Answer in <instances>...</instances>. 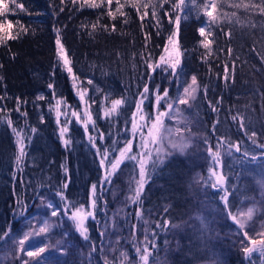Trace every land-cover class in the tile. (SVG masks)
I'll return each instance as SVG.
<instances>
[{
	"label": "trees",
	"instance_id": "16d2710c",
	"mask_svg": "<svg viewBox=\"0 0 264 264\" xmlns=\"http://www.w3.org/2000/svg\"><path fill=\"white\" fill-rule=\"evenodd\" d=\"M210 1L195 0L193 4L185 0L179 13L181 63L172 76L171 69L162 71L163 65L153 72L145 63L147 60L155 65L159 61L168 36L176 31L177 13L170 10V4L158 8L155 18L149 8L148 16L141 20L140 14L125 4V0H120L125 4L121 11L126 15L115 13L113 20L107 14V6L89 8L81 6L79 0L76 4L72 0H63V3L61 0H15V3L2 0L0 9L6 5L7 10L0 15V23L5 24V32L19 34V38L0 44V241L18 228L21 218L33 208L40 194L53 195L69 209L79 204L78 190L86 198L89 185L100 179L97 149L100 152L113 145L114 153L127 141L133 144L131 122L134 115L140 114L137 104L144 87L149 92L144 94L147 98L141 108L148 118L157 113V89L160 93L167 90L171 99L178 93L176 81L181 69L194 74L200 86L193 108L203 126V139L209 146L227 149L217 167L225 178L222 188L229 192L228 209L222 197L219 204L228 216L229 209L235 214L239 206L253 199L258 174L264 170V15L257 9L232 6L241 0H215V15L227 13L228 16L219 23L214 22L212 53L208 55L201 45L199 28L206 21L203 5ZM243 2L259 4L260 0ZM153 3L158 4L159 0ZM16 4H23L24 8H17ZM116 7L113 0L114 12ZM165 10H169L172 20L165 15ZM233 12L235 17L231 16ZM8 22L11 28L7 27ZM92 25H96L95 29ZM112 25L115 31L111 30ZM21 26L27 31H22ZM229 31L231 36L226 35ZM57 39L65 49L72 73L59 60ZM73 77L77 81L91 78L100 86L95 100L88 95L84 97L95 121V127L89 124L86 133L93 135L95 146L86 137L84 126L83 131L74 119L68 121V113L83 112L84 108L73 88ZM115 99H123L124 103L117 115L106 118L104 110ZM58 100L63 104L59 117L54 106ZM164 109L166 103L161 100L159 110ZM13 128L21 134L24 144L25 154L19 167L16 159L20 145ZM62 128L67 129L64 139L71 141L67 146L60 135ZM230 145H237L239 151L235 147L230 149ZM245 153L250 157L244 159ZM252 156L257 159L252 160ZM189 171L186 160L177 157L152 166L140 200L129 207V214L140 212L143 218L150 219L154 228L169 222L159 227L153 240L155 247L150 252L152 257L163 256L171 264L176 257L164 246V233L177 225L186 209L199 205L198 199L187 195L184 181ZM216 191L208 190L211 205L219 199L220 190ZM61 192L66 199L57 194ZM87 227L89 239L98 229L92 220L87 222ZM227 244L225 239L219 242L221 252L225 253V264L226 261L229 264L264 263V256L258 251L249 257L237 246L230 249Z\"/></svg>",
	"mask_w": 264,
	"mask_h": 264
},
{
	"label": "rangeland",
	"instance_id": "374dc122",
	"mask_svg": "<svg viewBox=\"0 0 264 264\" xmlns=\"http://www.w3.org/2000/svg\"><path fill=\"white\" fill-rule=\"evenodd\" d=\"M1 2L2 0H0V5L3 3ZM210 2H212V0ZM215 13L216 10L213 12V15H215ZM208 21L209 18L206 16V21L201 27L205 28L206 33H211L209 39L212 40V26L214 23L209 24ZM172 33L174 32L172 31L170 35ZM203 39L204 37L201 36V41ZM166 46L171 48V46L168 45V40ZM162 55L166 56L164 51ZM60 62L63 65L61 60ZM192 76L195 75L192 73H185L182 69L178 70L176 82L179 85V90L173 100H175L178 95L182 94L183 87L186 86V82H191ZM89 80L92 81L91 84L88 83ZM73 88L77 93L84 92V97L88 95L93 100H95V95L100 91V86L91 78H87L86 81L75 80ZM39 96L41 95H38V97ZM194 102H192L191 107L188 105H174V107H179L182 110V115L173 116L172 119L166 118L164 121L165 126L173 130L176 128L183 130L185 126L191 129L190 132H182L183 139L189 143V147L181 153L178 149H172L166 140L164 151L170 154L167 156L162 154L161 158L164 162L175 157L186 160L190 167V171L184 181L187 188V195L194 200L198 199L199 205H192L186 209L179 217L176 223L177 225L171 226V228L164 233L166 236L164 246L168 247V251L175 255L174 264H225V253L221 252L220 249L222 247L219 245L221 239L227 241L228 244L226 246L230 249H234V247L237 246V249L241 251L243 247L240 243L242 237L238 226L226 215L225 208H223L224 206L219 204V202H222L221 197L224 195L223 188L220 185L215 187L212 186L215 183V177L211 174L212 170H215L218 175H222L220 169L217 167L219 166V162L217 163V161L214 160L212 152H220V161L222 155L226 154L227 149L224 150L218 145L209 146L206 142L207 140L205 141L203 139L204 130L201 122L195 115L193 108ZM56 104L57 102L54 106H56ZM62 105L61 103L60 107ZM81 106L82 108L84 107L83 112H75L80 114L81 119L78 121L76 116H73L72 113H68V121L74 119L76 125L84 131L83 121L85 117L83 113L88 111L91 114V112L89 102L85 103V99H83ZM166 110L167 109H164L163 111ZM141 114L145 116L144 121L140 120ZM155 115L147 118L146 113L142 112L140 114L137 113L135 116L138 131L135 136L132 130L130 133L131 138H134L132 145L135 146V151L132 150L134 151L132 154L138 155L143 151L141 148L140 132L142 131L144 133V138L147 139L148 129L142 126L145 122L150 125V118H154ZM62 117L64 120H67L65 115H62ZM65 123L70 124L69 122ZM132 123L133 121L131 122V129ZM85 134L88 140H90L89 136L93 137L91 134L88 136L86 132ZM171 139L179 142L181 137L173 135ZM75 143L78 144L76 140ZM149 147L150 149L152 148L151 145ZM112 149L113 145H109L99 153L97 152L99 165L102 154L105 152L108 154V160L118 157L119 151L112 153ZM89 154L92 153L89 152ZM247 157L249 158L250 156L245 155L244 159H247ZM153 159H156L155 153H153ZM105 164L107 165V161ZM152 166V163L149 162L147 165L148 174ZM100 168V179L97 183L89 185L87 197L84 198L81 194V190H78L76 201L79 204L74 208L69 209V207H63L62 201L61 205L55 200L53 195L40 194L33 208L21 218L18 228L6 234L0 241V264H23L24 260H29L31 264L33 258L27 257L24 253L18 251V240L23 238L24 233L28 231H32L33 236L25 242L26 249L31 250L39 246H45L47 248V251L39 258L42 264H105V260H108L111 264H143L139 258V254L136 252V248L140 247L143 249L145 247L146 236L149 241L154 243L153 240L156 239L157 233H159L160 230L159 227L154 228L152 226L153 223H150L148 217L143 218L141 215H136L134 213L129 214V207L133 204H137L131 201L130 196L139 179V165L135 161L125 160L115 174L110 177V183L105 179L106 167L100 165ZM94 184L97 187L95 195L93 196L91 189ZM205 185H208L209 188L207 189ZM255 185L256 193L253 199L244 202L235 212V214H237L246 212L248 208L255 209L254 215L252 219L247 222L245 229L253 236L264 231V170L258 174ZM210 189L212 191L220 190L218 191L219 199L214 205H211L212 201L207 195ZM93 200L96 201L95 208L92 207ZM65 202H67V200ZM49 204L54 206L55 210L58 212L57 216L51 215L53 209L48 207ZM209 204L211 206H209ZM80 207H83L85 211H92L94 214V218L93 216H88L85 220V227L87 230V222L89 220L94 221L95 227L98 229L97 233L87 240L81 236L80 232L77 230L76 224L70 218L72 212ZM45 223L48 225V230L45 233L36 235V232L43 227ZM153 233H156L154 239ZM86 235H88V231ZM152 243L148 244L149 251L152 248ZM245 243L247 242L245 241ZM121 253L126 254V260L121 256ZM241 253L244 252L241 251ZM152 256L153 255L149 256L148 264L173 263L167 262L163 256ZM229 263L230 262L227 263L226 261V264Z\"/></svg>",
	"mask_w": 264,
	"mask_h": 264
},
{
	"label": "snow or ice",
	"instance_id": "6c2138e0",
	"mask_svg": "<svg viewBox=\"0 0 264 264\" xmlns=\"http://www.w3.org/2000/svg\"><path fill=\"white\" fill-rule=\"evenodd\" d=\"M63 3V0H61ZM78 0H72L73 4H76ZM13 3H15V0H13ZM79 3L81 6H87L89 8H99V7H105L107 6L108 12L107 14L114 20L116 18L115 13H119L120 15L124 16L126 13L122 12L121 9L125 7V4L129 5L132 7L138 14H140V19L143 20L144 17L148 16L149 12L148 9L151 8V14L155 18L157 17V9H163L164 4H170V10L172 12H176L177 14L174 17V23H175V28L176 31L172 33L168 37V45L171 46L169 48L166 46L164 48V53L165 55L160 56L159 61L153 65L152 63H148L146 60L145 63L147 64V67L151 69L153 72L155 71L156 68L161 67L162 65L164 66L162 68V71H167L168 69H171L170 75L175 76L176 75V69L181 63V52H180V47H179V41H178V34H179V26H180V12L182 11V6L185 5V0H159V3H153V0H125V4H122L120 0H116V9L115 12L112 10L111 5L113 4V0H79ZM189 3H195V0H189ZM235 8H241L243 7L244 9H257L259 12L264 15V0H260L259 4H251V3H244L243 0H241V3H237L232 5ZM17 8L23 9L24 5L23 4H16ZM141 8L143 9V12H141ZM217 5L212 0L210 3H204L203 5V13L205 16L209 18V24L212 23H219L221 22L222 18H226L228 16L227 13L223 14H218V15H213V12L216 10ZM7 10V6L5 5L3 9H0V15H3V12ZM63 9H61L62 11ZM165 15H169V19L172 20V17L169 13V10H165ZM231 16L235 17L236 13L233 12L231 13ZM127 23V20L124 21ZM159 21H157L158 23ZM231 22V21H229ZM237 23H239V19L237 18ZM12 24L11 22H8L7 27L11 28ZM96 25H92V28L95 29ZM22 31H27L26 28H23L21 26ZM112 31H115V25H112ZM0 33H5L3 35H0V44H4L9 40H14L19 38V34H12L11 32H5V24L0 23ZM199 34L200 36L204 37V39L201 41V45L204 49L207 50V54L211 55L212 53V44L213 41L209 39V35L211 33H206V30L204 27H201L199 29ZM226 35L231 36V32L229 31L226 33ZM146 39L148 37L146 36ZM56 44L58 45V57L59 59L63 62L64 67L67 69L69 73H72L71 67H69V59L66 55L65 49L63 45L61 44L60 40L57 39ZM229 52H231V49H229ZM2 67V65H0ZM2 79V77H0ZM75 81V77H73ZM228 77L225 75V81L227 82ZM89 84L92 83L91 80L88 81ZM49 87H53L52 84H49ZM200 90V86L197 80L196 76L191 77V82L187 83L186 86L183 87L182 89V94L178 95L175 100L169 98V93L167 90H164L163 93L159 92V89H157L156 92V108H157V113L154 118L151 119L150 125L145 122V124L142 127H147V139L144 138V133L141 131L140 136H141V148L143 151H141L138 155L137 154H132V142L127 141L125 143L124 148L119 150V155L118 157H114L112 160H108V154L105 152L102 154V159L100 160V165L102 167H106L105 171V179L110 183V177L115 174V172L119 169L120 165L125 161V160H132L135 161L139 165V179L137 180L136 187L132 190V195L130 196V199L133 203H137L140 200V197L143 193L144 186L147 182V165L149 162L152 163L153 167H155L156 164L160 163L162 164L164 161L161 158L162 154L164 156L169 155L170 153H167L164 151L165 148V141L167 140V143L171 146L172 149H178L181 153L184 152V150L189 147V143L183 139L182 132L183 131H188L190 132L191 129L187 126H185V129H180L176 128L175 130L168 128L165 126L164 121L165 119H172L173 116H181L182 115V110L179 107H174V105H188L191 107L192 102L196 101L198 98V92ZM206 91V90H205ZM149 92V88L147 86L144 87L143 93H141V100L137 104V112L142 113V108L141 105L143 104L144 99L147 97L144 94H147ZM78 95H80V99L83 101L84 99V92H79ZM40 99H44V97H39ZM167 98V99H166ZM165 100L166 103V111H160L159 110V105L160 101ZM124 100L123 99H115L111 101V106L110 108H106L104 110V116L106 118H109L113 115L118 114V110L121 105H123ZM60 105L61 101H57V104L55 106L56 114L57 117L61 115L60 112ZM18 110V109H17ZM26 115V113H24ZM73 116H76L77 120L79 121L81 119L80 114H77L75 112L72 113ZM83 116L85 117L83 121V126L85 129V132L88 131V126L89 123L92 124L93 127H95V121L93 120L91 114L88 111H85L83 113ZM236 119V117H234ZM140 120L144 121L145 116L143 114L140 115ZM7 123L9 126H11L12 122L11 120H8ZM241 126H243V123L241 121ZM33 132L36 131V129L32 130ZM67 131L66 128H62L60 135L61 138L63 139V142L65 146H67L71 141L70 139H64V134ZM138 131V126L136 122V117L135 115L133 116V123H132V133L135 136V134ZM13 132L17 136V143L20 145L19 148V155L17 156L16 163L17 166L19 167L22 161V157L24 156V144L23 140L20 138L21 134L16 131L15 128H13ZM103 134H101L102 136ZM173 135L180 136L181 139L179 142L174 141L171 139ZM253 135H255L253 133ZM89 139L91 142L94 144V137L89 136ZM152 146L150 149L149 146ZM231 147H235L236 151H239V147L237 145H230ZM97 152L99 153V149H97ZM153 153L156 155V159H153ZM245 155H248L245 153ZM212 156L214 160L219 162V157H220V152H212ZM252 160H256V156L251 157ZM107 161V165L105 162ZM212 176L215 177V183L212 185L213 187L220 185L221 187L224 184L225 178L223 175H218L215 170H212ZM67 183L64 184V188H67ZM96 185H92V194L93 196L95 195L96 192ZM224 195L222 196V200L225 203V208L228 209V195L229 192L226 188L223 189ZM58 195L61 196V199H66V197L63 196L62 192L57 193ZM96 201H92V207L95 208ZM49 208H52L51 215L52 216H57L58 212L55 210L54 206L52 204L48 205ZM255 209L254 208H248L246 212H241L237 214H233L232 211L229 209L228 210V216L231 218V220L238 226V229L241 234V241L240 243L243 245L241 248V251L244 252L247 256H251L254 251H258L262 256H264V231H261L257 233L255 236L251 235L248 231H246V224L249 220L252 219L254 215ZM137 215H140V212L137 213ZM88 216H93L94 214L92 211H85L83 207L76 208L75 211L72 212L71 219L74 221L76 224L77 230L80 232L81 236L84 237L85 240L88 239V236L86 235L87 233V228L85 227V220L87 219ZM168 221L164 222V225L157 224L156 227H164L168 224ZM48 230V225L45 223L43 227H41L37 232L36 235H39L41 233H45ZM147 231V230H145ZM153 239L156 236V233H153ZM33 236L32 231H28L24 233L23 238L18 240V251L20 253H24L27 257L33 258V261L31 264H42V261L39 259L46 251L47 248L45 246H39L36 248H32L31 250L25 248V242L28 241L31 237ZM245 241L247 243H245ZM152 243L151 241L148 240L147 236L145 237V247L141 249L140 247L136 248L137 254H139L140 260L143 262V264H148V259L149 256L151 255V252L149 251L148 244ZM152 247L154 248L155 245L152 243ZM121 256L124 257V259H127V256L125 253H121ZM23 264H30L29 260H24ZM105 264H111L108 260H105Z\"/></svg>",
	"mask_w": 264,
	"mask_h": 264
}]
</instances>
